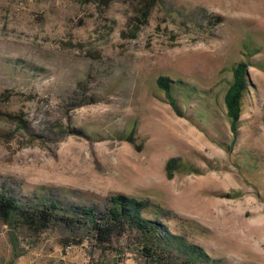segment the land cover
<instances>
[{"label": "rangeland", "instance_id": "rangeland-1", "mask_svg": "<svg viewBox=\"0 0 264 264\" xmlns=\"http://www.w3.org/2000/svg\"><path fill=\"white\" fill-rule=\"evenodd\" d=\"M139 1L0 0V110L28 124L0 118V185L151 199L198 225L213 256L264 264V0H160L138 38H124ZM207 16L220 23L206 28ZM248 42L254 90L230 152L224 95ZM161 76L198 87L185 117ZM133 126L137 146L120 140ZM177 157L198 172L169 180ZM57 238L21 236L15 249L0 223V264L94 263L86 245ZM100 263L136 264L116 250Z\"/></svg>", "mask_w": 264, "mask_h": 264}, {"label": "trees", "instance_id": "trees-1", "mask_svg": "<svg viewBox=\"0 0 264 264\" xmlns=\"http://www.w3.org/2000/svg\"><path fill=\"white\" fill-rule=\"evenodd\" d=\"M159 3L160 0H140L128 30L122 36L137 39ZM206 21V28L208 25L214 28L220 23L210 16ZM243 48L244 58L232 68V80L224 95V111L233 140L229 147L223 146L230 152L237 143L244 110L254 90L248 75L250 57L255 51L253 43L248 42ZM156 85L180 117H185L184 107L191 97L199 94L198 87L171 76L159 77ZM202 115L208 116L207 113ZM0 118L18 128L28 129L22 113L0 110ZM136 134L133 126L127 134L120 136V140L137 146ZM165 168L169 180L177 174L198 172L178 157L170 158ZM72 194L68 189L55 194L45 186L27 191L21 186L0 185V223L7 227L14 248L18 247L21 236L37 241L41 235L57 231L60 247L86 245L90 260L95 264H101L100 259L113 250L131 254L136 264H234L225 257L213 256L204 245L195 241L197 237H203L198 225L170 216L158 202L125 194L90 195L82 202L80 197L71 199Z\"/></svg>", "mask_w": 264, "mask_h": 264}]
</instances>
